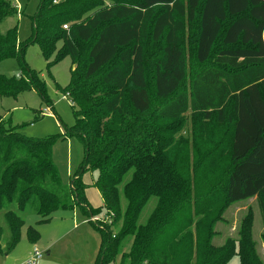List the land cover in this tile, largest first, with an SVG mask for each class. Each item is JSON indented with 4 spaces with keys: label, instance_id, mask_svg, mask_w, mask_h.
Returning a JSON list of instances; mask_svg holds the SVG:
<instances>
[{
    "label": "trees",
    "instance_id": "trees-1",
    "mask_svg": "<svg viewBox=\"0 0 264 264\" xmlns=\"http://www.w3.org/2000/svg\"><path fill=\"white\" fill-rule=\"evenodd\" d=\"M111 1L41 0L28 44L18 41L16 26L0 33V62L15 59L22 72L18 79L0 75V97L34 90L52 107L45 82L24 63L27 45L37 44L48 69L70 60L63 91L75 123L66 134L84 151L65 186L52 162L53 138H26L0 119V253L17 246L26 213L48 223L53 213L76 208L94 219L101 211L89 205L82 182L90 168L99 173L95 187L109 219L94 224L101 237L95 264H228L235 255L240 264H264L241 226L215 245L216 227L236 202L256 198L264 227V0ZM197 13L195 60L212 64L185 92L182 32ZM16 14L13 1L0 0V23ZM148 42L159 48L150 73ZM154 100L162 105L153 108ZM229 109L227 160L204 182L196 170L215 154L189 162L173 124L189 115L222 125ZM27 237L34 243L38 235L29 228Z\"/></svg>",
    "mask_w": 264,
    "mask_h": 264
},
{
    "label": "rangeland",
    "instance_id": "rangeland-1",
    "mask_svg": "<svg viewBox=\"0 0 264 264\" xmlns=\"http://www.w3.org/2000/svg\"><path fill=\"white\" fill-rule=\"evenodd\" d=\"M10 1H13L17 14L15 17L0 23V33L16 26L18 41L28 44L32 35L31 18L37 12L41 0ZM102 2L105 5L112 4L111 0H102ZM198 15L197 13L193 21H187L185 18L182 42L188 78L180 91L188 92L193 76L212 64V60L204 64H199L195 60L194 47L198 34ZM220 48L222 45L218 40L213 52H217ZM144 53L147 71L150 73L152 71L151 63L157 58L159 48L148 42L144 48ZM24 63L45 82L52 107H47L34 90H26L16 97H0L1 123L4 128H14L26 138L36 140L53 138L52 162L59 172L62 183L69 186L84 159L82 143L66 134L67 130L75 123L73 109L63 91L69 83L70 60L66 58L48 69L46 67L47 62L42 57L37 44L31 43L25 48ZM21 74L17 60L8 59L0 62V75L18 79ZM149 89L154 99L151 82ZM159 105L162 103L154 100L153 108ZM233 121V113L229 109L228 121L222 125L206 122L202 119H192L189 115H186L181 123L173 124L174 128L177 129L173 139L186 143L184 150H186V159L189 162L199 161L203 153L207 151H212L215 154L212 164L207 163L196 170L204 182H208L211 177L220 172V166L227 160L223 149L227 148L231 140ZM221 150L223 153L219 152ZM190 170L194 172V168L191 166ZM98 174L97 170L92 171L88 168L82 175V182L87 186L85 190L86 200L93 209L101 211L94 219L85 218L76 208L75 210L53 213L48 223H39L37 216L26 213L22 216L24 226L17 246L8 254L0 253V264H23L31 257L34 248L42 253L39 264H95L100 252L101 237L94 229V224H100L101 221L109 222V219L105 218L102 201L95 187ZM150 210V207L146 208L143 217L149 214ZM223 219L224 223L216 227L219 238L215 245L220 246L226 238L238 235L241 226L242 235H251L258 255L264 260V243L262 240L264 227L258 200L253 197L230 205L224 212ZM105 223L102 225L104 226ZM0 225L3 226L1 222ZM29 228L38 235L34 243L28 240L27 231ZM4 235L2 244H5L7 232ZM228 264H240L239 258L236 255L232 256Z\"/></svg>",
    "mask_w": 264,
    "mask_h": 264
},
{
    "label": "built area",
    "instance_id": "built-area-1",
    "mask_svg": "<svg viewBox=\"0 0 264 264\" xmlns=\"http://www.w3.org/2000/svg\"><path fill=\"white\" fill-rule=\"evenodd\" d=\"M63 29H66V27L64 26ZM65 98L69 101L71 105H73L72 100L67 94L65 95ZM41 257H42V253L39 252L36 248H34L32 250L31 257L27 261H25L23 264H39Z\"/></svg>",
    "mask_w": 264,
    "mask_h": 264
},
{
    "label": "crops",
    "instance_id": "crops-1",
    "mask_svg": "<svg viewBox=\"0 0 264 264\" xmlns=\"http://www.w3.org/2000/svg\"><path fill=\"white\" fill-rule=\"evenodd\" d=\"M47 253H48V251H47Z\"/></svg>",
    "mask_w": 264,
    "mask_h": 264
}]
</instances>
